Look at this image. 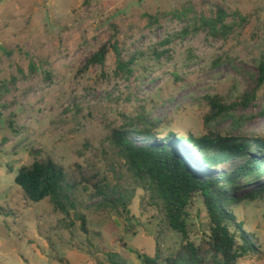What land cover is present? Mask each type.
<instances>
[{"label":"rangeland","instance_id":"obj_1","mask_svg":"<svg viewBox=\"0 0 264 264\" xmlns=\"http://www.w3.org/2000/svg\"><path fill=\"white\" fill-rule=\"evenodd\" d=\"M218 7L227 12V37L207 28L183 34ZM109 40L118 41L128 72L114 73L110 52L104 66L78 73ZM262 61L264 0H0V264H112L109 254L143 264L141 254L177 250L182 240L165 223L162 203L134 182L109 136L137 116L157 124L160 138L169 131L201 136L206 97L221 95L233 107L213 120L215 129L264 138ZM182 149L202 175H216ZM48 157L69 179L77 166L98 173L123 190L126 205H100L83 185L70 189L66 211L51 199L30 201L16 183L19 169ZM240 182L237 198L264 177ZM189 212L190 239L199 243L209 234L202 198ZM234 214L263 254L239 264H264V196L242 199Z\"/></svg>","mask_w":264,"mask_h":264},{"label":"trees","instance_id":"obj_2","mask_svg":"<svg viewBox=\"0 0 264 264\" xmlns=\"http://www.w3.org/2000/svg\"><path fill=\"white\" fill-rule=\"evenodd\" d=\"M226 18V10L218 7L214 16L194 21L183 29V34L189 35L207 28L209 36L227 37L231 26L224 24ZM110 52L116 57L117 68L114 73H127L128 63L120 58L121 48L117 40L103 43L85 60L78 73L84 74L94 65L104 66ZM259 70L257 87L264 83L263 61ZM2 85L0 82V87ZM255 90L243 99L244 105L254 99ZM206 99L210 111L204 117L205 133L201 136H185L169 131L164 138H160L163 132L156 133L158 125L144 116L126 118L125 128H115L109 136V141L122 157L134 182L150 191L152 197L162 203L165 223L170 230L180 234L182 240L179 248L169 254L161 251L153 257L141 254L143 264H239L245 257L262 259L257 237L245 231L244 223L238 221L234 214V207L242 199L263 197L264 185L251 189L242 198L232 193L243 188L242 179L252 183L264 177V138L222 135L215 129L213 120L220 119L233 106L227 105L221 95L207 96ZM140 125H143L142 128ZM182 147L194 151L201 165L215 171L216 175H202L189 161L192 153L185 154ZM226 165L232 166L230 170L216 171ZM16 183L30 201L38 203L51 199L62 211H66V205L70 203V189L79 185L90 190L91 198L99 200L100 205L115 208L119 204L126 205L123 190L120 187L111 188L98 173L84 172L77 166L69 179L65 168L50 157L22 166ZM115 193L118 196H114ZM198 197L202 198L207 214L209 234L196 243L190 239L188 229L192 216L189 209ZM109 261L122 264L112 254H109Z\"/></svg>","mask_w":264,"mask_h":264}]
</instances>
